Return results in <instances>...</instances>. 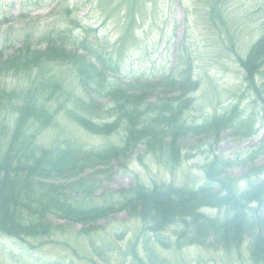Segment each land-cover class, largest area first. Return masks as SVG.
<instances>
[{
    "label": "trees",
    "instance_id": "obj_1",
    "mask_svg": "<svg viewBox=\"0 0 264 264\" xmlns=\"http://www.w3.org/2000/svg\"><path fill=\"white\" fill-rule=\"evenodd\" d=\"M31 42L24 39L10 55L0 50V115L6 120L0 124V235L32 249L60 244L59 238L69 232L49 216L86 225L118 209L138 226L136 241L125 252L129 264H169L156 247L179 250L193 245L245 254L250 264H264V163H255L264 155V138L231 159L215 150L224 130L241 140L254 136L253 113L244 112L237 102L200 122L192 121L188 113L199 81L191 57L156 80L135 77L123 82L113 77L120 72L119 65L104 48L83 39L69 50L67 45L76 39L68 30L42 32ZM236 58L246 87L264 110V33L244 58ZM57 65L73 72L71 86L52 71ZM20 74L26 75L24 85L19 83ZM60 117L91 135L117 134L119 143L93 146L75 138H55L47 146L41 137L58 125ZM191 139L198 150L207 146L201 151L206 160L198 186L146 183L134 175L129 188L96 195L102 168L114 161L125 165L133 155L145 165L149 154L173 170L193 156L184 146ZM231 166L246 167L244 185L227 173ZM87 167L93 174L83 175ZM204 208L227 212L216 218ZM98 228L96 224L79 235L91 249L92 261L105 263L104 248L98 249L92 240L91 231ZM138 241H143V253Z\"/></svg>",
    "mask_w": 264,
    "mask_h": 264
},
{
    "label": "rangeland",
    "instance_id": "obj_2",
    "mask_svg": "<svg viewBox=\"0 0 264 264\" xmlns=\"http://www.w3.org/2000/svg\"><path fill=\"white\" fill-rule=\"evenodd\" d=\"M62 29L70 31L76 39L75 44L67 45L69 50L85 39L111 53L120 70L113 77L123 82L135 77L156 80L191 57L193 75L199 81L193 94V109L188 113L192 121L200 122L209 114L221 112L237 102L244 112L253 113L257 120L256 134L245 140L237 139L229 130L222 131L215 148L220 157L234 158L264 138L263 107L256 101L254 92L246 87L236 58L237 55L244 58L264 33V0H0V50L9 55L24 39L31 44L42 32ZM43 46L44 43L40 48ZM52 71L60 74L70 86L73 84L74 75L67 66H53ZM26 79V75H18L22 85ZM6 118L9 125V115ZM5 123L0 115V124ZM55 138H75L93 146L119 143L117 134L91 135L64 117L59 118L57 126L44 132L41 142L49 146ZM197 144L195 139L186 142V152L193 156L189 154L173 170L157 164L149 154L145 165L134 155L125 165L114 161L97 174L101 190L96 195L103 190L114 192L122 187L129 188L134 175L146 183L155 180L198 186L203 182L200 166L206 160L201 151L207 146L198 150ZM255 163L263 164L264 155ZM245 169L231 166L227 173L241 180L242 186ZM93 172L87 167L83 175ZM203 211L216 218L224 217L227 212L214 208ZM48 218L69 232L59 238L60 244L47 243L32 249L17 239L0 235V264H129L130 257L127 258L125 252L128 244L136 241L138 226L126 211L117 209L86 225L53 216ZM96 224L101 229L91 231L92 240L98 249L104 248L101 250L106 252L105 263L97 258L96 262L92 261L91 249L79 235L80 231ZM142 242L138 241L140 253H143ZM209 248L195 245L179 250L156 247V251L169 264H250L245 254L237 256Z\"/></svg>",
    "mask_w": 264,
    "mask_h": 264
}]
</instances>
